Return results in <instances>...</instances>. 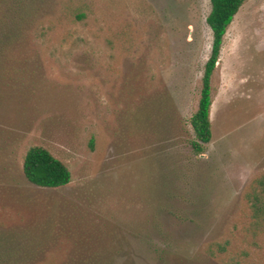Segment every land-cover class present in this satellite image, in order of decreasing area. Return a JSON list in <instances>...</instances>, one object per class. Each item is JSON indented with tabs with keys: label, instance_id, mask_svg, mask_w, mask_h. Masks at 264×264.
<instances>
[{
	"label": "rangeland",
	"instance_id": "rangeland-1",
	"mask_svg": "<svg viewBox=\"0 0 264 264\" xmlns=\"http://www.w3.org/2000/svg\"><path fill=\"white\" fill-rule=\"evenodd\" d=\"M211 10L0 0V34H17L0 50V264H223L206 248L225 240L264 264L245 199L264 173V0H247L228 29L213 138L197 154ZM35 145L70 167L69 184L26 177Z\"/></svg>",
	"mask_w": 264,
	"mask_h": 264
},
{
	"label": "trees",
	"instance_id": "trees-1",
	"mask_svg": "<svg viewBox=\"0 0 264 264\" xmlns=\"http://www.w3.org/2000/svg\"><path fill=\"white\" fill-rule=\"evenodd\" d=\"M247 0H211L212 10L208 24L213 31L212 54L206 63L199 107L191 121L195 131L192 140L193 150L204 153L207 144L212 141L213 129L211 111L214 102L212 82L220 61L225 36L235 16ZM79 18L82 14L77 15ZM45 34V33H44ZM14 32L0 34V50L6 48L16 39ZM24 173L34 184L41 187L58 188L69 184L73 179L70 167L44 146H32L26 153ZM245 199L250 210L248 233L254 238L264 236V173L257 176L245 190ZM231 241H213L208 244L207 253L223 264H248L245 259L250 256L247 251L232 253Z\"/></svg>",
	"mask_w": 264,
	"mask_h": 264
},
{
	"label": "water",
	"instance_id": "water-1",
	"mask_svg": "<svg viewBox=\"0 0 264 264\" xmlns=\"http://www.w3.org/2000/svg\"><path fill=\"white\" fill-rule=\"evenodd\" d=\"M218 64H220V61H218Z\"/></svg>",
	"mask_w": 264,
	"mask_h": 264
}]
</instances>
